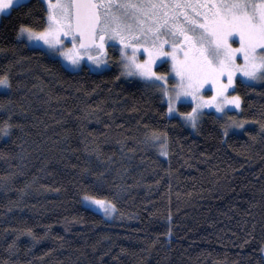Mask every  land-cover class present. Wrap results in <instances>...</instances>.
I'll return each instance as SVG.
<instances>
[{
    "label": "trees",
    "instance_id": "16d2710c",
    "mask_svg": "<svg viewBox=\"0 0 264 264\" xmlns=\"http://www.w3.org/2000/svg\"><path fill=\"white\" fill-rule=\"evenodd\" d=\"M45 13L0 20V264H264V82L233 91L253 127L223 138L207 113L192 133L114 59L70 71L16 39Z\"/></svg>",
    "mask_w": 264,
    "mask_h": 264
},
{
    "label": "snow or ice",
    "instance_id": "6c2138e0",
    "mask_svg": "<svg viewBox=\"0 0 264 264\" xmlns=\"http://www.w3.org/2000/svg\"><path fill=\"white\" fill-rule=\"evenodd\" d=\"M27 0H0V15H10L23 8ZM47 4L44 23H21L16 39L26 44H42L41 55L62 56L70 67L78 68L86 55L97 66L108 41L119 40L123 74L138 75L146 88L156 89L168 98V113L178 111L175 104L182 97L205 101L216 111L227 114V105L241 108L239 95H228L236 85L251 87L264 82V0H43ZM71 36L73 48L65 50L62 37ZM161 36H171V40ZM138 37L129 43L128 38ZM182 37V39H181ZM239 47H233L235 38ZM231 40V43L229 42ZM171 46V51L165 45ZM133 49L131 55L127 48ZM143 48L147 59L140 60ZM2 51V50H0ZM96 51L97 56L92 52ZM183 53V57L178 56ZM161 57H171L172 71L178 83L168 87L170 73L153 70ZM242 59V63L238 60ZM166 62V61H161ZM239 73V76H237ZM226 77V83L222 80ZM211 83L214 95L198 96L205 84ZM0 87L10 88L7 75L0 76ZM197 104L192 112L179 113L197 127L203 114ZM11 117H9L10 119ZM224 135L230 127L243 128L244 121L229 117ZM12 126L5 121L0 135H9ZM264 132V122L260 123ZM153 133L151 139L159 140ZM102 210L105 216L115 211L110 201L85 196Z\"/></svg>",
    "mask_w": 264,
    "mask_h": 264
},
{
    "label": "rangeland",
    "instance_id": "374dc122",
    "mask_svg": "<svg viewBox=\"0 0 264 264\" xmlns=\"http://www.w3.org/2000/svg\"><path fill=\"white\" fill-rule=\"evenodd\" d=\"M42 2H43V0H42ZM44 5H45V9L47 10V4L44 3ZM4 16H6V15H0V20ZM135 38L136 37L128 38L129 42L130 41L133 42V39H135ZM165 38L171 40V36H168V37L161 36V40H163ZM62 39L64 41L63 47H64L65 50L73 48V41H72V37L71 36L62 37ZM181 39H182V37H181ZM229 42L231 43V40ZM115 44H117V42L115 40L108 41V43L105 45V48L103 49V51H101L99 53V59H101L102 61L105 62V63H102L100 66H97L92 61H90L86 55L82 56L81 61H80V66L78 68H75V69L70 67L69 62L67 60H65L64 57L59 56V55H56V56H53V57L58 59L64 65V67H66V69L70 70V71H79L82 67L85 66L91 72H102V71L107 70V69H109L111 67L113 55L116 54V52H119L118 49L115 47ZM27 45L29 47H31V48H36V49H40V50L44 51V46L42 44H27ZM232 46L233 47H239V39H238V37L235 38V43H233ZM165 48L168 51L172 50L170 44L169 45H165ZM132 51H133V49H132ZM92 55L93 56H97V52L93 51ZM130 55H131V53H130ZM178 56L180 58H182L183 57V53L182 52H178ZM138 58L140 60L147 59V54L143 51V48L139 49ZM161 61H166V62H161ZM115 62H116L115 64H117L119 69H120L121 77H123L124 79H128V80L138 81L139 83L144 85V81L138 75L130 76V75H127V74H123L124 73V69L122 68L121 63L117 62V61H115ZM242 62H243L242 59L238 60V63H242ZM163 66H165L164 67L165 72L170 73V78L168 80V85L167 86L168 87H172L174 84L178 83L179 77H176L175 73L172 71V60H171V57H161L157 61V64L153 65V70L157 71V72H160V73H164L162 71H158V69H160ZM237 76H239V73H237ZM221 79L224 80V82L226 83V77H222ZM261 83H263V82H257V83H254L253 85H259ZM0 90H5V88L4 87H0ZM157 92H158L162 102L166 105L167 113H168V98L166 96H164L160 91L157 90ZM214 94L215 93L213 91L211 83H208V84H205L202 89H200V91L198 93V96L203 95V96L207 97V96H212ZM227 94L228 95H234L233 94V89L229 88ZM198 103L204 105L203 107L199 108V111L201 113H203V114L200 116L198 124L200 123V121H201V119H202L204 114H207V113L213 114L219 121L220 131H221V134H222L223 138L226 137L224 135V127L223 126L225 124H231L232 123V121L229 119V117H234L236 120L242 121L238 117L239 114H240V109H236L233 105H227L226 107L231 109V111H227V114H223V113L217 112L214 105L213 106H209L208 104L205 103V101L199 100L198 98L196 100H194L192 98V96L182 97L181 100L175 104V108L178 109L179 106H189L190 109H189L188 112H192V109L194 107H196V105ZM179 113H184V112H180L179 109H178L177 112H175L173 114H169L168 113V115L172 116V117H177L180 121L183 122V124H185V126L192 133H194L196 131L197 127L193 128L191 126V124L186 122L185 118L182 117ZM244 122L245 123H244V127L243 128H236L234 126L230 127L228 129V134H230V133H240V132L243 131V129L254 126V124L249 122V121H244ZM198 124H197V126H198ZM81 203H82V205L84 207H86V208L94 211L95 213L101 215L107 221H113L116 218V211H113L110 216H105L104 212L102 210H100V208L97 205H95L91 201H86L84 199V197H82Z\"/></svg>",
    "mask_w": 264,
    "mask_h": 264
},
{
    "label": "flooded vegetation",
    "instance_id": "af4514ba",
    "mask_svg": "<svg viewBox=\"0 0 264 264\" xmlns=\"http://www.w3.org/2000/svg\"><path fill=\"white\" fill-rule=\"evenodd\" d=\"M135 39H138V37H136ZM117 42V44H115V47L118 49L119 52H116V54L113 55L112 59H114L117 62H120L121 60V54H120V48L123 46L121 45V43L119 42V40H115ZM132 41H130L129 43H131ZM126 51L128 52V54L130 55V53H132V48L129 47L126 49Z\"/></svg>",
    "mask_w": 264,
    "mask_h": 264
}]
</instances>
